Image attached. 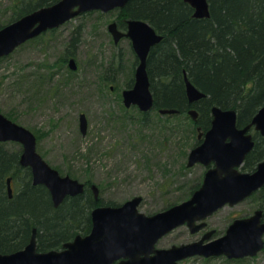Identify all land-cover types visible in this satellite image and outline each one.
<instances>
[{"label": "rangeland", "instance_id": "1", "mask_svg": "<svg viewBox=\"0 0 264 264\" xmlns=\"http://www.w3.org/2000/svg\"><path fill=\"white\" fill-rule=\"evenodd\" d=\"M12 1L0 0L3 26L9 23ZM123 19L119 9L86 11L1 57L0 113L34 133L36 151L60 175L83 182L91 195V186L96 187L93 207L120 205L140 196L138 211L151 215L189 199L209 166L187 165L191 148L199 142L187 112L161 114L155 108L142 112L136 105L123 104L122 91L132 86L137 62L130 39L114 42L108 30L110 22L120 25ZM75 36L77 69L70 70L66 61L58 62ZM112 61L117 64L116 76L103 85L104 69ZM79 113L87 119L84 134ZM1 144L10 152L20 149L15 141ZM12 182L15 195L21 183L17 178ZM195 185L199 186L192 191ZM258 194L233 205L225 203L195 232L186 223L176 226L155 247L197 241L209 230L214 232L208 240L222 236L235 218L261 208ZM83 230L76 234L88 233ZM177 264H264V246L253 256L193 255Z\"/></svg>", "mask_w": 264, "mask_h": 264}, {"label": "water", "instance_id": "2", "mask_svg": "<svg viewBox=\"0 0 264 264\" xmlns=\"http://www.w3.org/2000/svg\"><path fill=\"white\" fill-rule=\"evenodd\" d=\"M129 0H58L53 4L39 7L0 28V58L11 53L17 46L30 38L55 28L72 17L90 10L107 12L123 8ZM193 10L192 16H209L208 0H184ZM114 42L122 36L130 39L137 57L134 81L130 88L122 91L125 106L136 105L141 111L154 107L150 81L146 69L150 48L162 39L145 20H126V31L118 30L116 22L108 25ZM67 67L77 69L76 59L68 58ZM185 94L188 103H194L205 96L183 73ZM161 114L177 113L175 108H158ZM210 127L198 130L200 142L191 148L187 165L196 162L213 165L204 173L201 185L191 197L169 208L145 215L138 211L140 196H135L120 205H99L90 211L91 226L88 233L76 234L64 242L61 249L38 251L36 229L23 248L0 252V264H177L193 255L204 257L225 255L241 258L255 255L264 246L263 210L258 208L247 217L235 218L225 234L210 239L213 230L190 243L156 248L155 243L164 234L180 224L186 223L191 232L205 226L204 219L225 203L233 205L250 196L264 186V159L252 171H241L246 155L254 146L253 127L264 135V104L258 108L250 122L238 126L237 111L213 105ZM193 121L197 110H187ZM80 131L86 132L87 120L84 113L79 116ZM15 141L21 146L19 163L31 172L33 185H44L52 204L57 207L68 196L84 192L85 184L68 175H60L36 151V136L26 127L17 124L0 113V142ZM94 197L97 189L91 186ZM8 197L12 196L11 177L6 178ZM208 240L207 242H204Z\"/></svg>", "mask_w": 264, "mask_h": 264}, {"label": "trees", "instance_id": "3", "mask_svg": "<svg viewBox=\"0 0 264 264\" xmlns=\"http://www.w3.org/2000/svg\"><path fill=\"white\" fill-rule=\"evenodd\" d=\"M58 0H13L7 22ZM209 16L195 18L184 0H129L120 9L125 18L147 21L164 39L152 47L146 69L154 107L175 108L186 113L195 108V127H210L213 105L238 112V122L247 124L264 104V0H208ZM3 25L0 24V28ZM78 36L72 37L59 64L75 55ZM183 71L205 96L188 103ZM112 61L102 77L103 85L114 79ZM254 147L241 169L252 171L264 159V136L254 133ZM20 149L6 150L0 142V252L23 247L36 229L37 249L57 247L71 240L76 230L88 232L93 194L66 197L54 207L46 187L31 183L28 167L19 163ZM19 180L20 190L11 198L6 178ZM199 185L192 187V191ZM259 193L264 209V186ZM253 193V194H254ZM108 204V203H107Z\"/></svg>", "mask_w": 264, "mask_h": 264}, {"label": "flooded vegetation", "instance_id": "4", "mask_svg": "<svg viewBox=\"0 0 264 264\" xmlns=\"http://www.w3.org/2000/svg\"><path fill=\"white\" fill-rule=\"evenodd\" d=\"M124 8V7H123ZM114 9H122V8H114ZM193 10V9H192ZM127 19H130V18H125V19H123V22H121L120 23V25L119 24H117L116 23V25H117V28H118V30H120V31H122V32H125L126 31V20ZM156 31V30H155ZM157 32V31H156ZM157 33H159V34H161L160 32H157ZM163 37H162V39L159 41V42H157V43H155L152 47H157L158 46V44L164 39V35H162ZM123 37H126V36H122L121 38H123ZM120 38V39H121ZM131 43V42H130ZM132 47V46H131ZM151 47V48H152ZM151 48H150V50H151ZM132 50H133V48H132ZM133 52H134V50H133ZM150 52V51H149ZM134 54H135V52H134ZM71 56H68L67 57V60H66V62L68 63V58H70ZM138 60H137V57H136V55H135V62H137ZM77 62V61H76ZM67 63H66V65H67ZM183 73H184V71H183ZM197 102V101H196ZM139 109V108H138ZM151 109H153V108H151ZM150 109V110H151ZM140 110V109H139ZM258 110V109H257ZM141 111V110H140ZM142 112H146V111H142ZM198 112V111H197ZM210 113H211V111H210ZM256 113V112H255ZM80 114L81 113H79V116H80ZM79 116H78V125L80 124V121H79ZM86 117V116H85ZM197 117H198V114H197ZM197 117H196V119H197ZM253 117V116H252ZM87 120V119H86ZM196 121V120H195ZM194 121V122H195ZM237 122H238V112H237ZM250 122V121H249ZM248 122V123H249ZM211 123V122H210ZM243 125H245V124H240L239 122H238V126H243ZM79 130H80V126H79ZM201 130V129H200ZM196 131H197V133H198V130H197V128H196ZM201 131H205V130H201ZM249 132L252 134V138H253V140H254V133H258V134H260L257 130H255L253 127H251L250 128V130H249ZM261 135V134H260ZM261 136H264V135H261ZM199 142H200V140H199ZM198 142V143H199ZM254 143H255V141H254ZM254 147V146H253ZM253 149V148H252ZM251 149V150H252ZM245 160V159H244ZM244 162V161H243ZM243 164V163H242ZM213 165V163H210L209 165H206V166H209V167H211ZM257 165V164H256ZM24 167H27V166H24ZM208 167V168H209ZM241 167H242V165L239 167V169L241 170V171H243L242 169H241ZM256 167V166H255ZM29 168V167H28ZM206 171V170H205ZM205 171H204V173H205ZM203 173V174H204ZM11 177V176H10ZM30 179H31V176H30ZM37 185H42V184H37ZM11 186H12V191H13V193H12V196H13V194H14V187H13V182H12V179H11ZM44 186V185H43ZM45 187V186H44ZM86 189V188H85ZM11 196V197H12ZM11 197H9V198H11ZM68 197H71V196H68ZM263 210V212H264V209H262ZM264 215V214H263ZM263 220H264V216H263ZM32 233V232H31ZM36 244H37V242H36ZM24 247V246H23ZM23 247H21V248H23ZM20 248V249H21ZM62 248V244L61 245H59V246H57V247H51V248H47V249H44V250H38L37 249V246H36V249L38 250V251H46V250H49V249H61Z\"/></svg>", "mask_w": 264, "mask_h": 264}]
</instances>
